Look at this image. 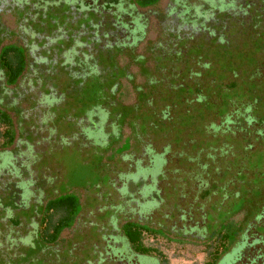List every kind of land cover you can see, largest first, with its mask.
<instances>
[{
	"label": "rangeland",
	"instance_id": "obj_1",
	"mask_svg": "<svg viewBox=\"0 0 264 264\" xmlns=\"http://www.w3.org/2000/svg\"><path fill=\"white\" fill-rule=\"evenodd\" d=\"M68 1L74 0L52 5L58 12L53 8L44 11L37 23L25 20L27 25H35L34 32L12 19L7 21L9 26L20 30L6 28V42L0 31V52L7 53L4 61L0 58V106L9 112L12 123L0 122V132L11 127L15 137L11 144H0V264H96L100 260L166 264V257L169 264H207V246L215 240L217 247L222 230L230 240L220 263L250 264L253 252L264 248V0H239L241 7H230L234 19H227L223 30L231 49L224 52L218 45L212 46L214 39L207 42L208 35L199 33V27L186 23L206 17L207 13H201L204 10L218 12L217 0H95L99 11L92 8L86 13ZM121 5L124 8H118ZM245 6L251 14L239 18ZM107 12H115L117 18H121L117 13L131 15L126 19L133 35L128 30L130 35L125 34L120 42L139 37L137 25L145 24L146 30L144 25L140 28L142 39L134 46L137 55L119 45L102 46L104 26L92 19L96 13ZM253 13L255 19L251 20ZM7 16L9 20L12 15ZM206 21L215 22V18ZM205 31L209 33L207 28ZM178 36L186 40L180 41ZM72 45L79 51L66 57L64 49ZM33 47L36 57L32 56ZM18 56L28 63L18 81L11 84L7 80L11 72L3 68L6 59L14 67ZM92 63L97 65L94 74ZM116 81L127 84L121 88L126 93L130 86V95L121 101L130 107L122 108L124 118L119 125L125 127L124 138L134 135L130 140L135 157L148 162L153 157L146 153L147 145L155 146L159 153L168 141L176 140L174 150L181 156L168 162L160 186L170 191L176 185L186 195L181 202L173 187V196L165 205L157 203L153 210L156 202L151 203L146 214H141L145 199H141L137 184L129 180L130 194L117 189L116 185L126 180L120 174L135 171L136 164L119 159L131 149L125 146L121 154L116 153L117 148L112 152L114 140L104 137L116 131L109 121L124 106L115 103L120 98L118 88L114 95L111 89ZM182 85H188L189 91L182 94L181 105H175L181 93L170 89ZM140 90L146 102L140 100ZM133 104H139V109ZM165 109L173 114L166 134L153 127L143 134L146 123L150 127L156 120L155 112ZM229 109L238 111L240 120L252 116L253 138V133L244 135L234 125L236 135L231 137L230 132L210 131L212 123H220L218 115ZM97 110L103 111V122ZM122 119L128 121L126 125ZM92 130L97 131L93 136ZM244 136L250 139L244 140ZM4 140L2 136L1 142ZM224 141L231 142L232 148L224 146L222 151ZM197 154L198 162L188 158ZM210 161L218 168L214 174L200 169ZM161 168L157 165L151 171L159 173ZM196 173L198 181L192 183L190 178ZM214 181L218 185L209 187ZM49 200L60 203L51 209L45 205ZM184 210L190 211L193 220L186 222ZM113 211H118V219L110 216ZM34 215L40 217L38 225ZM202 215L206 219L203 232L189 229L180 233L174 228L166 232L167 226L175 223L178 230L189 222L202 225ZM44 220L47 224L59 221L64 230L57 238L50 237L54 226L43 227ZM251 225L260 237L258 242L247 236ZM125 238L134 253L141 252L145 241L163 253L157 250L156 258H138L125 251L121 241ZM118 249L122 250L115 253ZM239 252L244 253L241 261ZM262 259L253 264L264 263Z\"/></svg>",
	"mask_w": 264,
	"mask_h": 264
},
{
	"label": "flooded vegetation",
	"instance_id": "obj_2",
	"mask_svg": "<svg viewBox=\"0 0 264 264\" xmlns=\"http://www.w3.org/2000/svg\"><path fill=\"white\" fill-rule=\"evenodd\" d=\"M54 1H56V0H51V1L50 0H0V31L3 32L2 33L3 36L2 35H0V36L3 37V40H4L3 42H6V40H9L7 38L6 28H9V30H11V29H13L12 26H16V25L9 26V24H8L7 21H11L10 19H12L13 21H15V22L18 23V26L19 27L22 26V27L26 28L27 31L34 32L35 31V25H27V23L25 22V20H32L33 19V22H36V20H39L40 19V16L42 15V13L44 11L50 10V8H53L52 5H57V4H59L60 2H63V1L64 2H67V0H57L58 3H56V4H51L50 3V2L53 3ZM68 3L71 6L73 4V5H76L79 8H82L83 13H86L88 11L89 12H92V8L97 9L99 11V8H98L97 4L95 5V0H77V1L74 0V1H71V2L68 1ZM218 3L219 4H224L225 8H223L221 10H224V11L225 10H228L229 13L231 11L230 7H236L237 5H239V7H241V5H240L241 3H240L239 0H221ZM120 4H122V3H120ZM56 8L58 9V7H56ZM118 8H124V6L121 5ZM145 9H148V8H145ZM246 9H247L246 6L243 9L241 8L240 12L238 13L239 14V18L247 16V15H244V13H246V12H247L248 15L251 14ZM52 10L54 12L57 11V10L55 11L54 8ZM260 11H263V10L260 9ZM109 13H111V12L102 13L103 15H101V14L99 15V13H96L97 14V15L95 14L96 17L92 19V22L94 24H96V25H103L104 26V31L102 33L104 35H101L102 36L101 37L102 46H106V45H112V46L119 45L122 48L123 51H125V50H132L134 52L135 51L134 46L138 43L139 40L142 39L141 32H140L141 25H144L145 26V24L143 22H139L138 25H137L138 32H139V37L140 38L138 36H134L133 38H131L132 39L131 42L130 41L129 42L128 41H122V42H120V40H121L120 38L123 37L125 34H129L128 32L131 31L130 30L131 29V26H129V24H128L129 21L126 19L127 16H131V15H124L122 13H117L118 15L121 16V18H117V16L114 14L115 12L112 13V14H109ZM238 14H236V15H238ZM7 15H10V16L12 15L9 18V20H7L8 19L7 18L8 17ZM110 15H112V16H110ZM253 16H254V13L251 15V17H252L251 20L255 19ZM138 17H142V14L140 16H138ZM239 18H237V19H239ZM135 19H137V17H135ZM233 19L234 18H232V20ZM96 20L99 23H96L97 22ZM199 20L200 19H196L194 21V22H198L196 24H194L192 21H188V22L186 20L185 21H186V23H190L192 25H195V26L199 27L198 28V32L199 33H201V32L202 33H205V34L208 35L207 37L213 38L212 36L214 34H212V30H210V28H207L209 30V33H206V31H203L202 30L203 28L202 29L200 28L202 26L199 24ZM12 24H13V22H12ZM18 26H16L17 29H18ZM223 29H225V27H223L222 29H220V32H219V35L218 36H222L223 39H224L226 36H225V32H224ZM18 30H20V29H18ZM38 30H39V34H40L41 33V30L40 29H38ZM145 30H146V26H145ZM133 32H134V30H133ZM131 35H133L132 31H131ZM178 38H179L180 41L186 40V37L183 38V37L178 36ZM223 41L224 42H227V40H223ZM228 43H229V41H228ZM73 48H74V46L72 45L71 48L64 49V53H65L66 57L70 53L74 54L73 52H75V51L73 50ZM229 49H231V45H229ZM31 50L33 51L32 52V56L36 57V55H34V50H36V49L33 47ZM77 52H75V54ZM121 53L123 54L124 52H121ZM122 54H120V55H122ZM32 56L30 55V57H32ZM139 56H144V55H139ZM39 61H40V59H39ZM24 62H25V66H27L26 63H28V60L26 58H25V61ZM3 69H5V67ZM90 69L92 70V74H94V72H96V70H97V65L94 64V63H92V68L90 67ZM1 71H3V70H1ZM89 74H91V73H89ZM86 75H88V74H86ZM122 85H123V83L116 81V84L111 88L113 95L115 93L114 92V89L118 88L117 94L119 93L118 95H119L120 98H118L115 101V103L118 105V107H119V103L120 104H123L124 106H122L121 109H119L118 111H115V112H117L115 115L113 114V117L115 119L109 121L110 122V125L115 126L116 131H113V132H111V134H108L107 136L105 135L104 137H105V139L107 141L114 140L113 144L110 146L112 152L117 148L118 151L116 153L119 152L121 154L120 151H122V150H120V149L121 148H124L125 146L128 149H131L129 152H126V153L124 152L122 154V157L119 156L120 157L119 159H121L120 161H122V159H129L131 161H134L135 164H136V169H135V171H127V172H123L122 171L124 174L123 173H122L123 175L120 174V177L126 178V180L121 185H116V187L120 191L121 190H127L129 192V189H128L129 188V180H131L133 183H136L137 184V187H138L137 190H139L140 195H142L141 196L142 198L141 197L140 198L141 199H145V200H142L141 201V207H140L141 210H140V213L142 214L144 212V214H146L145 213V210H146L147 207H149L151 205V203H155L156 202V205L153 207V210H155L157 208L156 207L157 206V203L160 206L165 205V200L168 201L173 196L172 195V188L173 187H176V191H177V194H176L177 197H176V199H178V202L179 201L181 202L182 197L186 196V195H184V193H182V191L176 185L171 186V190L170 191H168L167 189H163L162 186H160V184L162 183V181H165V179H166V171L165 170L167 168L168 162H170L171 160H173V158L176 159L178 156H181V155L179 154L178 156H175L176 154H178L177 151L174 150V146L176 145V143L174 141H176V140H173V141L170 140V141H168V143H167V145L165 147V150L162 151V152H159V153L155 151V146H152L151 144L147 145L146 153L149 154V155H152V157H153L148 162L145 161L143 163L142 161H144L145 158H138V157H135L134 156L135 155L134 152L133 153L131 152L134 149V143L131 141L132 139H134V135L132 134V136H130L129 138L128 137L124 138L122 136V134H125V133H123V128H125V127H122V126L119 125V121L122 118V108L127 109L128 107H130V105L129 104H126V102H121L124 97H128L130 95V90H129L130 89V86L128 85L129 87H127V93H126V92H124L121 89L122 88ZM125 85H127V84H124L123 86H125ZM138 96L140 97V100L146 102L145 95L142 94V91L141 90H140V94H138ZM133 105H135V104H133ZM135 106L138 109L140 107L139 104H137ZM0 108H2V107L0 106ZM92 108H93V106H92ZM102 109H105V108L104 107H100V110H102ZM100 110L95 111V113L96 114H99L98 116H99L100 122H103L102 121V118H104V115H103L104 113H103V111H100ZM137 112H138V110H137ZM7 113L9 114L8 111H7ZM151 113H153V112H151ZM88 114H89V112H88ZM155 116L157 118H156V120H154L152 122V124H150V127L148 125V122L146 123V129L142 132L143 134H147L149 132V130H152L153 128H154L153 130H156L158 128V131L160 133H165L166 134V132L168 131V123L173 118L172 112L170 110L165 109V110H161V112H159V113L155 112ZM121 122H123L126 125L128 121L125 120V119H122ZM95 130H97L98 132L97 131L96 132L101 136L102 133L100 132V129L94 128V131ZM96 132H93V130H92V136ZM102 136H103V134H102ZM130 138H131V140H130ZM121 142H122V146L120 145V147H119L118 145ZM173 153H176V154L174 155ZM190 159H191V161H196V159H192V158H190ZM157 165H160L162 168H161V170H160L159 173H153V171H151V170H153ZM174 171L177 172V170H174ZM144 172H145V174H143ZM207 172L209 174L210 173L214 174L213 173L214 172L213 170H211L210 172L209 171H207ZM197 175H199V173H196V175H194L192 177V179L190 178V180H192V183H193V181H198L197 178H195ZM187 178L189 179V177H187ZM217 185H218L217 182L214 181L213 183H211L210 186L209 185L208 186L209 187H216ZM208 186H206V187H208ZM149 187H153V188H149ZM211 193H213V192H211ZM129 194H130V192H129ZM224 194H227V193H224ZM224 197H226V195ZM224 197H223V199H225ZM51 201L52 200H49V202H51ZM46 202L47 201H45V203ZM49 202H47L46 204L43 203V205L45 204L47 206L49 204ZM117 212L118 211L111 212V215L110 216H115V215L117 216V214H118ZM182 213L186 214V220L187 221L186 220H183V218H181L180 221H186V222H188L190 220H193L192 219L193 215L190 213V211H189V213H187L184 210V212H182ZM188 215H189V218H187ZM181 216H183V214H181ZM33 217H38V220L36 221L37 222V225H38V222H39L40 217L39 216H36V215H34ZM33 217H32V220H33ZM202 217L204 218L205 216L202 215ZM118 218L119 217L117 216V219ZM178 221H179V219H178ZM31 222H30V224H31ZM176 222H177V220H176ZM205 222H206V219L202 222V225H200L199 222H196L195 224L189 222V225L183 224V227H180L179 228L180 231L178 230V228L176 226L177 223L171 224V225H168L167 226L166 232H168V233L173 232L172 231L173 230L172 228L176 229V231H178L180 233H183V232H186L187 233V232H189V229H195L197 231L203 232V228L205 226ZM122 224H121V226H122ZM42 225H43V227H47L48 228V226H46L47 225V222L45 223V220L43 221ZM114 226H116V225H114ZM121 226H117V227H121ZM36 227H35V230H36ZM30 230H31V232H33L32 229H30ZM247 230L250 231V235H248V233H247V236H251V238L253 239V242H258V240L260 239V237L258 236V233L253 229V226L251 225ZM24 241L26 242L27 239H24ZM121 241H124L125 242V246H124L125 251H131V254L133 256H138V258H141V259L143 257H147L148 258L150 256L156 258V255L154 256L153 254L152 255H150V254H143L141 252L140 253H134V251L132 250V248L130 246V243L128 242V240L126 238L123 239V240H121ZM251 244H252V242H251ZM251 244L249 243L248 246H250ZM121 250L122 249L115 250V253H118ZM227 250H228V248H226V250H224V251L227 252ZM243 254L244 253H242V252H239V254H237L238 255L237 258H239L238 261H241ZM249 258H250L249 259L250 264H253V263H256L257 261H259L257 259L263 260L262 258H264V248L260 246V249L257 252H255V253L253 252L252 257H249ZM220 260H223L222 259V254L219 257V259L217 261V264L220 263ZM138 261L140 262V260H138ZM156 261L158 262V260H156ZM103 263L104 264H112L109 260H103V261L100 260L96 264H103ZM126 264H128V263H126ZM133 264H137V262L136 263H133ZM245 264H247V263H245ZM258 264H264V263H258Z\"/></svg>",
	"mask_w": 264,
	"mask_h": 264
},
{
	"label": "trees",
	"instance_id": "obj_3",
	"mask_svg": "<svg viewBox=\"0 0 264 264\" xmlns=\"http://www.w3.org/2000/svg\"><path fill=\"white\" fill-rule=\"evenodd\" d=\"M214 1H216V0H214ZM219 1H221V0H217L215 2V4H217L220 7L219 8V11L218 12L211 13V14H208V12L206 10L202 11L201 13H203V14L205 13V15L207 13V15H206V17H203L202 19L199 20V24L202 26L200 28L201 29L203 28L202 29L203 31H205L206 28H210L213 24L215 25L214 27L216 29L214 31H212V33H214V35L212 36L213 38L207 37L206 41L207 42H209V41L212 42V40L214 39L213 41H216V42H215V44L212 43L213 44L212 46L215 47V46L218 45L220 47L221 52H224L222 50L229 49V46H226V43L227 42H224L223 40H228V38L225 37L223 39L222 36H218V35H219V32H220V29H222L223 27H227V23H226L227 22V19H232V16H230L228 10H225V11L223 10L224 12L221 10V9L225 8V6H224V4H219L218 3ZM198 8H199V6L196 7V9H198ZM215 16H218L220 19H217ZM213 17L215 18V22H208L207 23L206 20L207 19H210L212 21L213 20ZM216 21H218V23H216ZM194 24H196V23H194ZM210 30H212V29L210 28ZM204 35H206V34L204 33ZM4 57L7 58V53H5V51H2L1 54H0V58L3 60ZM17 58L18 59H17L16 65H14V67H13V64L9 62L10 59H6V62H5V69L7 71H10L11 72V76L8 78V81L10 83H12V84H14L15 82L18 81L19 77L23 74L24 69H25V62H24L25 61V58L20 57V56H18ZM12 67H13V70L14 71H12ZM191 72H190V69H189V72L188 73H191ZM193 72L195 74H198V75H202L203 74L202 72H199V71H193ZM179 74L180 73H177V75H179ZM189 88L190 87H188V85H184V86L182 85V86H178V87H175V88L173 87V88L170 89V91L171 90H174V92L181 93V96L177 95L178 97L174 100V104L175 105H181V103L179 102L180 101V98L182 97V94L183 93L189 91ZM197 99H201V95L200 96L198 95V98ZM231 110L232 109H229V111L227 113L218 115V118L220 120L219 121L220 123L219 124L212 123L211 124L212 130H210L209 128H207V130L208 131L209 130L210 131H213L214 133H218L220 130L223 131V133L224 132H227V133L230 132L229 134H230V137H231V134H235V132L233 130V125H234V126L237 127V132H241L244 135L246 133H253L254 135L253 134L251 135V138H253L256 135V129L252 125V122H253L252 116L249 115V117H245L243 120H240L238 111H231ZM246 111H247V109H246ZM235 114H236V116H234ZM122 118H124L123 114H122ZM0 122L1 123H6V124H9L10 123L12 125L10 115L6 111L2 110V108H0ZM2 136L5 139L3 142H1V137ZM14 139H15V137H14L13 131L11 130V127L10 128H7L2 133L0 132V144H4V143L11 144V143L14 142ZM245 139H250V138H246L244 136V140ZM224 146H226V147L228 146L229 149L232 148L231 142L224 141L223 144H222V146H221V150L222 151H225L223 149ZM229 149H227V150H229ZM173 154L175 155L176 153H173ZM178 155H179V153L176 154L175 156H178ZM199 156L200 155L197 154V156L196 157H193V158L196 159V161L198 162L199 160H197V159H199L198 158ZM188 158L190 159V157H188ZM177 163H179V161ZM214 165L215 164L213 162L211 163V161L210 162H207V163L205 162V163L202 164V166L200 167V169H202L203 172L206 171V169L209 172L211 170L214 171V170L218 169L217 167H214ZM59 203L60 202L57 201V200H52L51 202H49V204L47 206L49 208H51V209H55V208H57V206L59 205ZM50 225L51 226H54V231L53 232L52 231L49 232V236L50 237H53V238H57V236L60 234V232L64 229V226L59 221L58 222L57 221L56 222L55 221L48 222V224L46 226H50ZM221 234H222V237H221L220 242L216 245L217 247H214L215 246V244H214L215 240H211L210 243H209V246H207V248H208V253H207L208 254V258H207V260H206L205 263H207V264H216L217 261H218V259H219V257H220V255L222 254V252L224 250H226L228 241L230 240V235L227 232H224V231H222ZM130 241L132 242V239H130ZM214 248L216 249L215 250V252H216L215 258L212 257V255L214 253ZM157 250H160V249L158 247H155V246H152V245H148L146 243V241L141 244V253H143V254H150V255L153 254V255H155L154 251H157ZM160 251L163 253L162 250H160ZM213 259H216V260H213ZM165 260H166L165 263L166 264H169V260H168L167 257L165 258Z\"/></svg>",
	"mask_w": 264,
	"mask_h": 264
}]
</instances>
